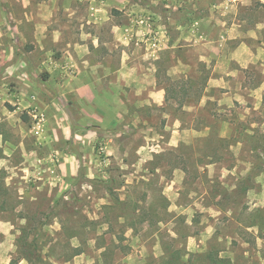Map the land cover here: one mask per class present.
Listing matches in <instances>:
<instances>
[{
    "label": "rangeland",
    "instance_id": "rangeland-1",
    "mask_svg": "<svg viewBox=\"0 0 264 264\" xmlns=\"http://www.w3.org/2000/svg\"><path fill=\"white\" fill-rule=\"evenodd\" d=\"M215 1L197 4L209 15ZM180 2L0 0V264H264V44L248 68L213 71L234 43L211 23L212 48H177ZM257 2L235 29L264 22ZM123 55L126 107L102 109L114 124L97 129L90 101L48 92L86 69L97 88L116 81L93 76ZM142 84L163 90L140 106ZM72 119L84 136L56 139L50 126Z\"/></svg>",
    "mask_w": 264,
    "mask_h": 264
},
{
    "label": "crops",
    "instance_id": "crops-1",
    "mask_svg": "<svg viewBox=\"0 0 264 264\" xmlns=\"http://www.w3.org/2000/svg\"><path fill=\"white\" fill-rule=\"evenodd\" d=\"M217 2L218 1H215V3L211 5L210 9H213V12H211L209 15H207L205 8H201V6L197 4L198 0H182V2L179 3L178 7L172 8V17L168 18L169 20H171L172 23L170 25L173 26V28L175 29V34L172 37V42L174 41L176 47L178 46L177 48L179 49H181L182 47H190L194 42H201L202 50H207L209 48H212L210 47V45L213 40L207 37L204 30L211 23L212 27L214 28H216V26L220 27L222 25L226 29H224L225 34L220 35V37H222L221 43L223 45L234 43V49L223 55L217 53V56L212 58V60L216 59V63L214 67H212L213 71H217L218 73L221 72V66L219 62L222 59L226 63L228 62V64H230L231 68H229L228 70H234V68L246 69L248 68V66L255 64L262 58L263 52L260 44H264V40H262L260 35L257 34V31L258 29L264 26V22L261 21L257 13L256 17L251 18L254 27H252L250 30L244 31L243 29H240V31H238V29H235V27H244L248 19V17L244 16V12L249 9V7H251L252 3L257 2V0H222L221 3L220 1L218 3ZM263 5H260L261 8H264ZM215 10L217 12H221V15L215 14ZM231 20L232 23L231 25H229L227 21ZM96 25L98 26L99 23ZM85 34L87 33L84 31L81 32V35ZM250 39H252L251 44L248 42V40ZM174 58L176 57L174 56ZM199 58L200 61L203 62L210 61L209 59H211L208 52L200 54ZM124 60L125 57L123 55L121 68L118 69L117 73L110 71L111 69H109V72L105 70L106 68L104 64L100 63L96 66L95 71H99L101 73L98 78L93 76L94 79L109 80L111 75L113 74L115 79L116 76L118 77L116 81L111 82L110 80L109 82H106L105 85L99 84V87L97 88L96 82H94V80L90 76L92 75V73H95L94 70H92L93 72H90L86 69V71L79 72L80 74H78L77 76L80 75L81 78L78 77L77 81L70 79L69 82H67L66 84L51 82L50 84H48V92L64 91L67 94L74 93L76 94V97L78 99L79 97H82L85 98L87 101H90V104H92V106L98 108L96 111L98 112L97 117L99 121L96 122L102 126H97L96 128L101 130L103 126L108 125V123L114 124L117 120L119 121V117H121L120 108L126 107L125 105L127 103L125 93L128 88L129 91H132L131 79L126 76L125 72L127 63H124ZM189 66V63H186L182 58L177 57L173 69L174 72H178L179 75H185L190 71V68L188 69ZM216 78L217 77H210L209 81H215V83H217L218 79ZM122 79H124L125 82H123ZM126 80L130 81L129 85L124 84L126 83ZM116 82H119L120 84ZM162 90L163 89L157 88V93L155 94L153 90H149L147 86H144L142 84L140 91L141 93H143V91L147 92V94L144 95V97L142 96V94L140 95V97L138 98L139 105H148L150 101L149 95H151L152 97L156 96V98L158 99V93ZM44 97L47 99L49 98L48 96ZM102 109L104 110V112L106 110L111 111L114 115L116 113L117 115H119V117L108 121L109 119L103 116L105 114ZM56 122L58 126H61V122H59V120H57ZM75 123L76 127H74L75 124L73 123L72 119L71 126L68 125V121H64L62 128H57L58 126L52 124L50 126V129L56 139L59 138V136L61 137L62 135L65 138H68L69 136H74L79 139L80 137L84 136L80 132V128L82 127L80 125H82L83 122L78 121ZM0 231L1 233L5 231L3 221H0ZM0 256L1 260L3 256L2 252L0 253Z\"/></svg>",
    "mask_w": 264,
    "mask_h": 264
},
{
    "label": "trees",
    "instance_id": "trees-1",
    "mask_svg": "<svg viewBox=\"0 0 264 264\" xmlns=\"http://www.w3.org/2000/svg\"><path fill=\"white\" fill-rule=\"evenodd\" d=\"M213 259V258H212ZM216 261H218L220 264H222V263H227V264H230V262L228 261V260H225V259H219V260H216Z\"/></svg>",
    "mask_w": 264,
    "mask_h": 264
},
{
    "label": "built area",
    "instance_id": "built-area-1",
    "mask_svg": "<svg viewBox=\"0 0 264 264\" xmlns=\"http://www.w3.org/2000/svg\"><path fill=\"white\" fill-rule=\"evenodd\" d=\"M259 1H261L264 4V0H259Z\"/></svg>",
    "mask_w": 264,
    "mask_h": 264
}]
</instances>
